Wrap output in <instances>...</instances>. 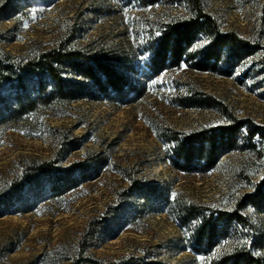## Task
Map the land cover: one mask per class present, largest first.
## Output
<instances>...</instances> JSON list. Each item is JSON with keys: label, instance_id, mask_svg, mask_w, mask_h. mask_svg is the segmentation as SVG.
I'll return each instance as SVG.
<instances>
[{"label": "rangeland", "instance_id": "obj_1", "mask_svg": "<svg viewBox=\"0 0 264 264\" xmlns=\"http://www.w3.org/2000/svg\"><path fill=\"white\" fill-rule=\"evenodd\" d=\"M203 3L223 31L259 42L231 75L183 64L147 80L140 65L128 77L147 80L146 90L132 102L102 94L52 100L0 126V264H68L80 256L102 264H213L245 242V232L231 229L210 250L197 251L191 242L195 220L182 221L178 205L231 211L262 178L264 145L260 153L231 151L205 173H187L172 165V145L163 136L166 128L186 132L227 123L216 109L181 106L180 97L192 92L211 95L237 118L264 126V0ZM185 15L180 3L0 0V60L25 63L62 42L124 53L137 33L141 38L145 19ZM204 44L199 40L194 47ZM143 59L138 58L140 64ZM62 74L71 78L67 71ZM37 82L34 76L25 87L3 85L0 113L14 107L17 96H34ZM88 159L100 164L92 163L89 177L66 190L64 180L47 172L31 176L34 181L26 178L28 169L43 162L68 168ZM135 185L157 192L146 199L131 189ZM241 211L261 237L256 253L264 256V212L250 204Z\"/></svg>", "mask_w": 264, "mask_h": 264}, {"label": "trees", "instance_id": "obj_2", "mask_svg": "<svg viewBox=\"0 0 264 264\" xmlns=\"http://www.w3.org/2000/svg\"><path fill=\"white\" fill-rule=\"evenodd\" d=\"M136 2L144 7L157 3L184 4L186 15L168 20L145 19L141 38L137 33L136 41L134 44L130 43L124 53L91 51V47L74 48L62 42L25 63L0 60V89L8 83L13 84L12 82L16 87H25L34 76L38 80L37 91H32L34 96H17L14 107L5 108L3 113H0V126L7 121H18L25 114L35 110L38 104L48 105L52 100L98 99L102 94L112 101L132 102L144 94L148 79L169 68H180L183 64L195 70L228 76L240 61L259 48V42L244 39L234 31H223L217 20L206 11L203 0ZM199 40H203L205 44L194 47ZM134 45L138 49L134 48ZM140 56L144 58L141 64L138 60ZM140 65L145 69L147 80H130L128 74L136 73ZM62 71H67L71 78L64 77ZM44 78L47 82H43ZM262 86L264 87V84ZM48 88L51 90L48 91ZM1 99L0 95V103ZM178 102L184 107L216 109L227 123L186 132L164 129L163 136L172 145L173 155L170 158L176 169L187 173H205L231 151L261 152L259 147L264 145L263 125L255 124L250 118H237L211 95L192 92L180 97ZM99 162L88 159L62 168L55 165L56 161H47L28 169L26 178L28 181H34L31 176L37 177L38 173L47 172L56 180H64L66 190L80 180H86L91 164L99 165ZM74 173H78L79 178H70ZM131 189L135 192L141 191L139 194L146 199L157 192V189L150 185H135ZM248 204L264 212V174L255 184L254 191L241 195L231 211L213 210L197 203H181L178 210L182 221L195 220L191 242L197 251L210 250L220 239L228 236L231 229L245 232V242L237 243L232 250L214 258L213 264H264V256L256 253V249L262 246L261 237L256 235L255 226L241 211ZM68 264L102 263L80 256Z\"/></svg>", "mask_w": 264, "mask_h": 264}]
</instances>
